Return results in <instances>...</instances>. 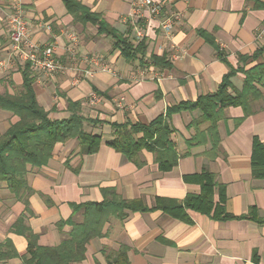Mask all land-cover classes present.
Returning a JSON list of instances; mask_svg holds the SVG:
<instances>
[{
  "label": "crops",
  "instance_id": "0c3cea01",
  "mask_svg": "<svg viewBox=\"0 0 264 264\" xmlns=\"http://www.w3.org/2000/svg\"><path fill=\"white\" fill-rule=\"evenodd\" d=\"M80 1L117 30H127L131 0ZM157 1L164 14L181 15L171 41L164 39L157 18L145 22L148 55L167 53L172 61L170 69L151 64L148 57L145 64L139 59L128 62L113 50L110 38L97 33L96 26L75 22L62 0H0V57H6L10 49L8 18L13 4L20 3L31 39L53 43L65 66L51 74L30 67L39 103L52 118L62 119L71 114L68 102L81 101L84 115L97 120L86 121L84 129L102 135L95 153H79L75 137L57 143L46 165L30 168L32 192L28 201L32 214L7 184L1 183L0 243L11 240L18 251L27 248L28 239L15 231L17 220L25 213L26 224L39 235L41 245L59 244L69 226L60 229L58 223L71 217L83 220L82 213L73 214L72 203L102 201L103 188H114L125 199H141L149 207L158 198L183 201L188 194L200 192V185L185 177L205 170L225 185L230 213L245 215L255 207L258 217L264 218V177H254L251 164L254 136L264 143V98L253 102V113L238 126L235 120L244 115L242 107L225 109L218 123L221 145L213 159L206 155L210 141L189 149L187 142L198 129L195 122L203 115L196 108L170 117L180 154L170 171L159 169L151 151L139 152L138 165L108 144L114 136V123L148 124L171 106L216 92L231 68L248 69L264 63V0ZM39 22L51 24L52 30L40 27ZM258 50L257 57L239 62L241 55ZM24 68L15 62L0 75V93L14 94L22 89ZM244 78L242 71L231 78L236 89H242ZM91 92L100 96L99 103L90 102ZM17 119L11 111L0 108V134ZM199 125L203 130L208 122ZM187 213L190 221L161 209L131 212L125 219L111 217L104 235L90 240L86 258L79 264H114L112 256L122 246L128 248L130 264H264V224L249 218L214 220L194 210ZM19 262V258L9 261Z\"/></svg>",
  "mask_w": 264,
  "mask_h": 264
},
{
  "label": "trees",
  "instance_id": "16d2710c",
  "mask_svg": "<svg viewBox=\"0 0 264 264\" xmlns=\"http://www.w3.org/2000/svg\"><path fill=\"white\" fill-rule=\"evenodd\" d=\"M75 22L92 24L97 27L99 35L110 38L113 50H118L128 62L139 59L148 61L162 69L172 68V61L167 53L148 55L146 37L135 36V26L128 22L125 32L117 30L102 14L93 11L80 0H62ZM143 30L146 23L139 24ZM209 41H212L207 36ZM260 50L253 54L241 55L239 62H246L250 57H257ZM145 64V62H144ZM23 69V86L14 94L0 93V108L11 111L18 117L17 121L0 134V187L7 184V189L19 201L26 205V212L32 214L29 208L28 196L32 192L28 175L32 168H40L51 159L54 147L59 142L78 138L81 154H92L98 151L102 143V135L88 132L84 129L86 121L96 123L97 120L87 118L82 111L81 101L68 102L70 115L67 118H52L50 112L39 103L31 76V64ZM238 71L245 74L242 89H236L231 78ZM264 63H259L246 69L239 66L231 68L223 77L216 92L200 96L194 102H182L168 108L148 124L124 123L113 124L114 136L108 144L126 155L128 159L137 162L141 150L155 154V160L161 171L172 170L180 158L176 142V129L170 122L173 113L191 108L200 109L202 118L196 133L188 140L191 147L211 142V148L206 152L210 158H216L221 145L218 123L225 116V109L242 107L244 115L235 120L240 125L246 117L253 113V102L264 98ZM208 122L205 129H199L201 123ZM189 154V151L186 152ZM138 165L141 163L137 162ZM252 174L256 178L264 177V143L254 136L251 156ZM186 181L200 185L199 193L188 194L183 201L158 198L154 206L149 207L141 199H125L114 188H103L102 201L72 203L73 214L82 213L83 220L76 221L73 217L61 220L59 228L68 225L67 236L57 245H41L39 235L26 224L25 213L17 220L15 231L28 239L24 251H18L11 240L0 243V264L9 263L12 259H20L16 264H79L86 258L87 245L91 239L104 235V226L111 217L125 219L131 212L161 209L172 217L190 221L187 210L207 214L214 220L232 218H249L264 224V218H259L257 209L253 207L248 214L236 216L226 207L225 185L218 183L213 172L208 170L185 177ZM218 195V199H216ZM114 264H130L128 248L122 246L115 256ZM99 264V263H98Z\"/></svg>",
  "mask_w": 264,
  "mask_h": 264
},
{
  "label": "built area",
  "instance_id": "2783aa9c",
  "mask_svg": "<svg viewBox=\"0 0 264 264\" xmlns=\"http://www.w3.org/2000/svg\"><path fill=\"white\" fill-rule=\"evenodd\" d=\"M132 9L128 15L129 22L135 26V36L144 37V30L139 24L153 18L159 20V27L164 39L171 41L174 36L176 25L181 15L178 12L164 14L162 4L157 0H131ZM10 49L6 57H0V75L7 72L15 62L21 64L30 63L31 67L41 73L51 74L65 69L64 64L55 52L53 43L40 44L31 39L30 25L20 3L13 4V11L8 18ZM42 28L52 30L49 23L39 22ZM75 40V38H74ZM103 69H110L104 66ZM91 103L100 102V96L96 92L89 95Z\"/></svg>",
  "mask_w": 264,
  "mask_h": 264
},
{
  "label": "rangeland",
  "instance_id": "374dc122",
  "mask_svg": "<svg viewBox=\"0 0 264 264\" xmlns=\"http://www.w3.org/2000/svg\"><path fill=\"white\" fill-rule=\"evenodd\" d=\"M261 90H262V91H264V89H263V88H262Z\"/></svg>",
  "mask_w": 264,
  "mask_h": 264
}]
</instances>
